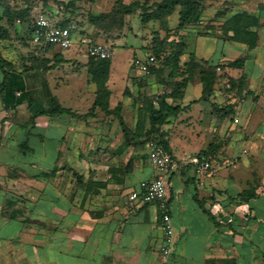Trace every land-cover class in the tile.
Listing matches in <instances>:
<instances>
[{"label": "crops", "instance_id": "0c3cea01", "mask_svg": "<svg viewBox=\"0 0 264 264\" xmlns=\"http://www.w3.org/2000/svg\"><path fill=\"white\" fill-rule=\"evenodd\" d=\"M242 12L259 19L251 27L258 32L253 48L224 34L225 21ZM27 30L18 20L10 37L0 39V54L16 73L7 104L0 87V264H264V0H205L201 20L179 31L187 42L182 62L194 53L221 69L207 98H202V82L195 75L183 98L173 101L182 110L163 125L174 161L167 204L175 242L166 260L161 254L160 203L126 204L129 193L139 191L140 182L156 172L150 148L143 151L149 155L144 163L135 152L136 162L128 169L108 170L96 163L105 158L103 150L88 153L93 166L86 175L94 183L80 186L68 180L63 161L79 163L78 145L86 137L93 135L90 142L99 143L109 136L99 134L98 125L86 135L79 131L78 118L69 114H33L54 94L50 72L26 68L28 43L37 45L18 39ZM191 35L214 36L223 47L220 57L190 50ZM239 58L241 65H229ZM4 78L0 66V84ZM230 79L240 88H231ZM112 82L110 72L108 84ZM150 82L154 88L160 85L154 77ZM193 82L198 93L189 96ZM19 99L23 101L15 104ZM180 145L189 146V160L182 159L186 150H179ZM208 149L238 161L212 175H199L191 157ZM131 155L125 151L120 158Z\"/></svg>", "mask_w": 264, "mask_h": 264}, {"label": "rangeland", "instance_id": "374dc122", "mask_svg": "<svg viewBox=\"0 0 264 264\" xmlns=\"http://www.w3.org/2000/svg\"><path fill=\"white\" fill-rule=\"evenodd\" d=\"M32 0H28L31 2ZM35 1V0H34ZM38 1V0H37ZM41 0H39L40 2ZM47 5L54 11L60 7L65 9L66 3L70 0H46ZM74 3L73 13L70 14L71 19L78 21V29L75 31L73 45L70 49L64 50L63 54L65 61L56 62L53 58L59 47L55 46L53 49H43L40 46L28 43L31 47L30 60L33 57H42V65L46 67L44 71L50 72L47 76L52 84V91L55 98L65 105L70 107H76V111L86 113L91 107L93 100L96 97L98 87L96 84H92L91 75L88 72L87 61L88 56L86 54L87 47L90 43L94 42H109L107 35L100 27L90 23L88 15L90 13H99L111 10L116 4L117 0H72ZM128 3L131 0H123ZM213 1V0H212ZM17 6L25 7L26 3L22 0H11ZM44 0H42L43 4ZM212 5L213 2H210ZM208 5V4H207ZM210 5V4H209ZM40 8V7H38ZM69 15V14H65ZM179 17V9L173 12L170 16L168 26L170 28L177 24ZM121 28L115 31L114 44L111 48V69L110 72L113 76V82L107 86L111 91L109 98L111 107H115L118 103H121L120 113L122 114L124 121L129 128V136L135 141L136 144H127L124 132L119 124V121L113 114H104L100 109L97 113L84 119L78 118V123L81 125L79 131H83L86 135H91L92 127L98 125L99 134H105L109 136V139L100 138L99 143L90 142L94 137H86L85 142L79 144L78 150L80 151L79 163L76 160L67 159L63 161V169L66 173L68 180L72 178L73 183H77L80 186L87 185L93 180L88 178L86 173L92 170L93 159H88V153H96L103 150L105 153V160L99 158L96 163L102 165L105 164L106 169L111 168H131L132 164L136 162L134 153L138 151L140 160L147 161L148 154L143 152L147 147L150 148V143L154 140H150V137L146 134V130L149 127L146 119V101L150 98L156 99L157 96L169 88L170 77L168 73L170 71L169 66H163L161 62L157 63V70L144 75L139 69L140 62L144 61L147 54L151 52L153 45L154 35L158 34L162 39L167 35L170 39L178 40L182 38L176 27L170 28L168 33L165 30H161L158 21H151L146 25H143L140 21L138 13L127 14L121 17ZM156 31V32H155ZM216 30L213 28L212 33L216 34ZM17 38V37H15ZM20 40L24 38L18 37ZM86 39V40H83ZM30 41V40H29ZM189 48L196 51L199 55H208L216 59L220 57L223 47L221 42L214 36H189ZM163 55L168 54L170 47L167 43L163 42ZM186 56H183V58ZM110 77V75H109ZM154 77L160 85L158 88H154L150 79ZM109 79V78H108ZM115 79V80H114ZM127 81V84H125ZM57 83H62V89L55 88ZM66 83V84H65ZM154 84V83H153ZM198 84L192 83L189 86L187 95L195 96L198 93ZM91 88V89H90ZM60 91L62 93L60 94ZM62 95V96H60ZM49 100L42 101V106L47 107ZM35 106L36 103L33 102ZM143 126V128H142ZM179 129V127H177ZM174 131V130H173ZM176 131V130H175ZM177 133V131H176ZM103 136V135H102ZM97 139V138H96ZM175 143V138L173 139ZM193 147H190L192 149ZM189 146L180 145L179 150L185 151L183 160H189V153L187 152ZM128 151L132 155L123 160L120 158V154ZM86 152V153H85ZM119 156V157H118ZM86 158V159H85ZM95 162V161H94ZM105 168V167H104ZM77 169V170H76ZM92 177V176H91ZM263 260L258 261V264H262Z\"/></svg>", "mask_w": 264, "mask_h": 264}, {"label": "trees", "instance_id": "16d2710c", "mask_svg": "<svg viewBox=\"0 0 264 264\" xmlns=\"http://www.w3.org/2000/svg\"><path fill=\"white\" fill-rule=\"evenodd\" d=\"M26 3L25 7L17 6L11 0H0V22L4 21L5 25L0 24V39L10 37V30L15 29L17 21L27 25L28 30L24 38L30 40L32 35L31 21L35 13V8L40 7L46 14L57 18L61 17L59 21L61 25H67L73 21L78 26V21L73 20L70 14H74V3L70 0L66 3L65 9L60 7L61 12L55 14L54 10L47 5V1L44 0H22ZM205 0H131L126 3L123 0H117L114 7L105 12L90 13L88 19L90 23L100 27L107 35L109 44H114L115 31L121 28V17L127 14L138 13L140 21L143 25L148 24L151 21H158L161 30H165L168 33L170 28L168 26L169 17L173 14L176 8L179 9V19L177 30L180 31L186 27L197 24L201 20L202 13L204 11ZM65 14H69L66 15ZM219 14V12L217 13ZM216 14V15H217ZM259 25V19L250 15L247 12L237 13L231 16L224 23V34L228 39L242 41L247 44L249 48H253L258 40V32L255 29H251L253 26ZM156 32V31H155ZM231 32V33H230ZM21 38V39H22ZM153 45L151 52L147 54L153 55L156 62L150 66L151 73L157 70V63L161 62L163 66H169L170 71L168 77L169 88L160 93L156 99L150 98L146 101V119L149 123V127L146 130V134L150 137V140L161 142L165 148L170 152L169 141L167 139V132L163 129V125L168 121V118L173 115H177L182 107L180 104H174L173 101L181 99L184 96L185 88L188 82L197 75L203 86L202 98H207L213 91L214 84L218 78L217 67L210 61L199 60L194 53L189 54L187 61L182 62V56L187 52V42L183 38L178 40L170 39L167 35L162 39L159 35H154ZM163 42L167 43L170 47L168 54L163 55ZM43 49H53V45H42ZM112 48V45H110ZM62 49L57 50L53 58L56 62L65 61V57ZM88 56L87 68L91 75V80L98 87L96 97L86 113L75 111L71 108L63 106L58 100L51 96L47 107L42 106L41 109H37L33 112L34 115H49L58 116L61 114H69L79 119H84L94 115L96 109H100L104 114H113L119 121V124L124 132L127 144H136L135 141L129 136V128L127 127L122 114L120 113L121 103H118L115 107L110 105L111 91L107 86V81L110 75L111 59L110 58H97ZM243 62V58L236 59L229 63L230 66H239ZM0 66L5 72L4 81L0 84L2 99L7 104V94H11V81L16 73L11 69V64L0 54ZM29 70H36L42 68L46 69L42 65V57L36 56L30 60V64L26 67ZM231 88H240L234 79L229 80ZM31 104L33 105V100ZM23 99H19L15 104H19ZM229 112V111H227ZM143 128V126H142ZM201 153H212L219 155L217 151L208 149Z\"/></svg>", "mask_w": 264, "mask_h": 264}, {"label": "built area", "instance_id": "2783aa9c", "mask_svg": "<svg viewBox=\"0 0 264 264\" xmlns=\"http://www.w3.org/2000/svg\"><path fill=\"white\" fill-rule=\"evenodd\" d=\"M60 12V8L54 11L55 14H59ZM61 19V17L54 18L43 12L41 8L36 7L31 21L32 42L40 46L47 44L57 46L62 50L70 49L78 27L73 21L67 25H61L59 24ZM87 53L97 58H110L111 48L106 43L94 42L88 45ZM155 62V57L149 55L146 60L140 62L139 69L144 74H150V66ZM220 69V67H217V70ZM149 154L150 161L154 165L156 172L151 178L140 182L139 191L132 190L129 193L126 204L131 206L137 201L142 203H160L162 210L160 224L164 233L161 254L163 260H166L172 252V246L175 242L174 224L167 204V178L174 167V161L171 153L159 141H152L150 143ZM237 161L236 157L223 158L212 153L197 154L191 157L190 160L195 172L199 175H212L222 168L233 166Z\"/></svg>", "mask_w": 264, "mask_h": 264}]
</instances>
